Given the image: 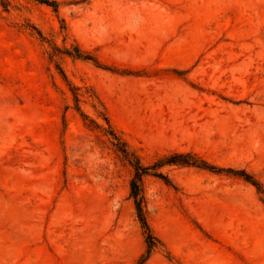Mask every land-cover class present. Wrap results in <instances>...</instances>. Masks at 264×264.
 I'll list each match as a JSON object with an SVG mask.
<instances>
[{"label":"rangeland","instance_id":"374dc122","mask_svg":"<svg viewBox=\"0 0 264 264\" xmlns=\"http://www.w3.org/2000/svg\"><path fill=\"white\" fill-rule=\"evenodd\" d=\"M0 6V264H135L131 169L193 153L264 188V0H8ZM77 47L91 56L66 55ZM57 68L66 77L62 79ZM70 86V87H69ZM79 89L74 110L70 88ZM145 180L146 264H264V199L167 166Z\"/></svg>","mask_w":264,"mask_h":264},{"label":"trees","instance_id":"16d2710c","mask_svg":"<svg viewBox=\"0 0 264 264\" xmlns=\"http://www.w3.org/2000/svg\"><path fill=\"white\" fill-rule=\"evenodd\" d=\"M40 4L48 5L54 9L57 7V3L49 0H34ZM8 0H0V6L4 10L9 9ZM66 55L73 57L75 59L83 61H91L96 67L99 66L98 62L94 60L91 56L84 54L77 47L73 48L70 52H65ZM62 79L66 82V77L62 72L61 68H57ZM70 87V86H69ZM70 92L72 94L74 102V110L79 114L83 121H88L94 123L88 118L86 114L80 109V94L79 89L71 87ZM107 125V130L105 131V136L108 138L114 151L119 154L120 158L128 165L131 169V177L129 180V197L131 198L136 214V219L140 225L142 235L144 238L145 252L138 258L135 264H146V262L151 257L152 253L161 246L159 239L153 234L150 226L147 222L146 217V192H145V180L147 178H156L169 183L168 177L162 172V169L167 166H179V167H192L199 170H204L216 174L226 173L242 179L244 182L253 186L256 192L261 195L264 199V188L261 184L253 178L252 175L246 173L243 170H224L215 167L205 160L198 157L193 153H170L159 157L151 165L145 166L139 156L131 151L126 143L116 134V132L110 126L107 118H104Z\"/></svg>","mask_w":264,"mask_h":264}]
</instances>
